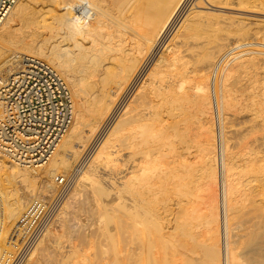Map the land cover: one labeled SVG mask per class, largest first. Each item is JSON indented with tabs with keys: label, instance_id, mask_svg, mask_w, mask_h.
<instances>
[{
	"label": "bare ground",
	"instance_id": "bare-ground-1",
	"mask_svg": "<svg viewBox=\"0 0 264 264\" xmlns=\"http://www.w3.org/2000/svg\"><path fill=\"white\" fill-rule=\"evenodd\" d=\"M24 1L19 0L16 3L0 28V60L6 56L7 51H11L7 45L16 48L12 49L13 51L23 52L13 53L8 58L24 53L31 57L46 58L60 69H57L59 72L64 73L60 72L66 76L65 79L80 102L72 130L63 136L46 164L32 168L0 155V176L11 181V184L6 185L11 194L10 199L12 196L17 198V201L5 198L9 205L5 206L10 210L9 201L13 200L11 204L14 206L16 202V209L20 207V210H23L18 225L23 223L35 200L43 196L53 199L58 195L65 183L63 181L61 186L62 181L58 176L66 178L67 175L62 169L71 170L72 155L81 154L87 142L96 132L98 134L105 120L113 118V123L109 124L111 126L109 130L106 129V135L97 143L98 146L90 160L87 163L83 161L85 164L80 169L77 182L72 183L73 186H69L70 190H67L58 219L52 224L49 235L35 248L29 261L35 259V262L41 264H58L60 257L58 255L55 258L57 247L55 249L52 243L54 240L55 245L65 246L68 243L70 246L69 249H64L65 258L60 264H65V259L70 255L75 257L74 264H264V86L259 88L250 82L258 89L247 93L250 85L245 86L240 95L238 91V96L235 89L239 84L235 83L238 87L233 84L234 87L230 88V79L236 78L233 75L250 63L257 65L256 60L259 59L253 56L245 57L247 49L239 50L236 54L238 56L233 59L236 62L231 64L222 85L219 82L216 85V107L208 72L212 67L206 66L215 65L214 59L223 53L222 48L226 46L221 47L222 44L216 41L220 45L212 52L206 47L208 44H191L192 39L198 42L197 37L201 38L202 33L212 25L217 26V29H222L224 24L233 28L235 26L234 19L229 22L227 17L225 19V16H222L221 19L225 22L219 21L217 17L220 19V15L215 17L214 13L212 15L207 12L209 5H222L224 8V5L228 7L233 3V7H230L233 10L242 8L246 9V12L260 11L264 10V0H192L188 10H185V15L181 13L183 17H180L181 20L177 24L175 21L178 12L187 0H134L136 6L134 5L126 17L121 16L122 11L118 13L119 11L112 10L106 0H59L60 7L56 16L73 43L70 45L62 44L64 40L54 41L50 51L44 43L40 44L37 35L34 38H29L26 34V37H20L19 30L12 24L17 21L15 17L27 19L25 17L32 16L29 15L32 13L29 7L31 4ZM130 1L133 0H113V4L122 7L125 3L127 6ZM55 4L56 2L53 5ZM227 7L225 9H228ZM81 12H87V19L82 18ZM111 12L114 15L112 22L106 20ZM174 23L176 26L173 28L175 30L171 39L164 38L168 40L166 55L154 62L155 65L139 86L137 78L142 72L144 59L158 51L159 42L165 41L160 40ZM225 29L224 31L227 30ZM245 34L241 36L244 37ZM72 44L75 47H72ZM249 50L247 52H250ZM191 61L192 64L196 61L198 66V62H202L200 70L196 64L191 68ZM195 69H198L200 74ZM110 77L114 79L113 84L109 83ZM86 78L92 79H89L92 85L87 82L88 89L91 88V94L93 93L90 96L85 94ZM248 81L246 80V83ZM136 84L138 87L135 88L133 100L130 103L126 101L129 104L125 107L120 104L124 109L116 108L121 97ZM240 86L243 87L242 84ZM231 89H234V95ZM189 102L195 106L193 110L198 125L188 129L191 145L188 146L187 156L180 161L164 160V155L158 150L160 148H156L157 152L153 148L168 140L170 130L178 131L180 121L186 123L188 118L186 121L171 120V123L167 120L172 110ZM231 107H239V110L244 108L246 111L249 109L254 115L253 120L250 118V125L254 122L249 126L250 129H241L245 133L241 137L243 140L236 139L238 143H234L236 147L240 145L241 149L237 152L233 151V141L230 142L227 130L225 131L227 121L223 124L224 131L222 125L220 126L218 142L215 127L213 128V120L216 117L212 115L217 112L220 119L221 111L226 118V111L230 113ZM241 112L239 116L243 114ZM164 113L168 114V118ZM243 126L241 128L246 127ZM238 127L233 130L238 131ZM125 149L129 151L124 156L122 152ZM221 167L224 191L221 189L219 194L220 187L222 188L219 171ZM206 188H209L210 192H207L214 206L212 209L208 208L209 213L203 209L206 205ZM83 190L87 192L86 195H83ZM81 195L86 198L81 199ZM222 198L224 207L221 205ZM168 200L173 203L175 201L177 208L179 207L175 210L176 213L174 212V219L168 218L170 208H163L162 211L160 207L162 202L167 203ZM220 208L224 211H220ZM6 222L4 221L3 230L0 231V241L6 240L7 237ZM78 231L82 236L79 241L76 240L80 237L78 235V238L74 239V232L78 234ZM74 234L75 242L82 240L83 247L80 248V243L76 245L71 240ZM64 235L69 241L68 238L66 240L62 237ZM96 238H100V241L97 242ZM62 240L65 244L60 242ZM96 242L101 246H98L100 251L97 253ZM5 251L8 252L0 248V253H6ZM42 258L44 262H40ZM70 258L67 261H72ZM31 261L28 264H31Z\"/></svg>",
	"mask_w": 264,
	"mask_h": 264
},
{
	"label": "rangeland",
	"instance_id": "rangeland-1",
	"mask_svg": "<svg viewBox=\"0 0 264 264\" xmlns=\"http://www.w3.org/2000/svg\"><path fill=\"white\" fill-rule=\"evenodd\" d=\"M50 1V0H49ZM56 2V4L58 3V1L59 0H51L50 2H48L47 0H32L31 2H28V0H25L24 2L25 3H30L31 5L29 6L30 7V12L32 11V13L31 14H29V15H32V16H30V17H25V18H27V19H24V17H21V18H19V16L18 17H15V18H17V19H15V20H17V21H14L12 24L13 25H15V28H17V30H19V34L18 33H16V34H18L20 37H26V35H27V37H29V38H34V37H36V35H37V37H38V40L40 41V44L41 43H44L45 45H46V48H47V50H51L52 48V45H54L55 44V42L54 41H63L64 43H62V44H65V43H67V44H70L71 45V42L73 41L72 39V41L71 40H69L70 39V37H69V34L67 33V31L62 27V25H61V23H60V21H59V19L57 18V16H56V14H58L57 12H58V8L60 7V6H58L59 5V3L57 4V7H56V4L55 5H53L55 2ZM108 1H109V3H108ZM106 0L105 2L107 3V5L109 4V6H110V8L112 9V10H114V11H119L118 13H120L121 11V16L122 17H126L129 13H130V11L133 9V7H135L136 5H135V1L133 0V1H130V3H128L127 2V6L124 4L122 7H123V10H122V7L121 6H116V5H114L113 4V0ZM110 1H112V3L110 2ZM125 1H127V0H125ZM129 1V0H128ZM189 1H191L190 3H189ZM193 1L192 0H187V1H185V3L183 4V7H181V9L179 10V12H178V17L176 18L177 19V21H175V23L177 24L180 20H181V18L185 15V12L188 10V8H189V6L191 5V3H192ZM24 3V4H25ZM52 4V5H50V4ZM122 4H123V1L121 2ZM121 4V5H122ZM233 3H230V6L228 5V7L227 6H225L224 5V8H222L223 6L222 5H218V7H213V6H210L209 4V7H208V9H206V11L207 12H211L210 14H212V13H214V14H212V15H214L215 17H217V16H219L220 15V19H219V17H217V19L220 21V20H222L221 19V17L222 16H225V19H226V17H227V19L229 20V22H230V19H234L235 20V22L236 23H238V24H236L235 23V26L236 27H238V28H235V26H234V28L232 27V26H228V25H226V24H224V26H223V28L221 29V28H219L218 27V29H217V26H215L216 27V29H214L215 27H213L214 25H212L211 27H213V29L211 28V27H208V29L205 31L206 33H207V35H206V33L204 32V33H202V35H201V38H200V36H198L197 38H199V40H198V42L197 41H194V39H192L191 40V44L192 45H195V46H197L199 43L201 44V46L203 45L204 46V44L206 45V44H210V42H211V44L208 46V45H206V47L207 48H209L210 49V51L212 50V52L214 51H216L218 48L216 47V46H218V45H220L219 43H221L222 44V46L221 47H224V46H226V47H224V48H222V52L223 53H221V55H219L218 57L216 56V58L217 59H214V61H215V65H208L207 64V68L209 67V66H211L212 68H210V70L208 69V72H209V75H210V82H211V86H213L212 87V90L213 89H215L216 88V85L218 84V82L222 85V83H223V81H224V79H225V75L227 74V72H228V69L230 68V66H232L235 62H236V60H233V59H235V57H237L238 55H236V54H238L240 51L239 50H246V56L245 57H255V58H257V59H259V60H256L257 61V63L259 64V63H261V64H257V65H255V64H252V63H250V64H248L247 65V67L245 68V69H243V70H240V71H238V72H236L233 76H235L236 78H234V80H233V77L230 79V86H232L233 84H234V86H236V87H238V88H236L235 90H237L236 91V93H237V96H238V93H239V95L242 93V90L245 88V86L247 87V86H251L253 83L255 84V85H258V87L260 88V87H263L264 86V55H262V54H264V10H258V11H251V10H247V12L245 11L246 9H239V10H237V9H231L230 7H233V5H232ZM112 5V6H111ZM118 5H120V4H118ZM135 5V6H134ZM187 5V6H186ZM113 6L115 7V8H113ZM54 7V8H53ZM120 7V8H119ZM125 7H126V9H125ZM225 7H227L228 9H225ZM49 8V9H48ZM218 8V9H217ZM187 9V10H186ZM215 9V10H214ZM183 10H184V12H183ZM186 10V11H185ZM197 10H201V9H197ZM221 10V11H220ZM242 10V11H241ZM36 11V12H35ZM44 11V12H43ZM56 11V12H55ZM223 11V12H222ZM229 11V12H228ZM40 12V13H39ZM35 13V14H34ZM183 14V16H182V14ZM234 13H235V15H234ZM37 14V15H36ZM179 14H180V16H179ZM217 14V15H216ZM34 15V16H33ZM112 17H111V16ZM239 15V16H238ZM110 16V18H108ZM109 16L108 17H106V20H108V21H110V22H112V20H114V18H113V13L111 12V13H109ZM232 16V17H231ZM181 17V18H180ZM234 17V18H233ZM23 18V19H22ZM29 18V19H28ZM178 18H180V19H178ZM214 18V17H213ZM223 18V17H222ZM237 18V19H236ZM21 19V20H20ZM36 20V22H35V20ZM175 19V20H176ZM216 18H214V20H215ZM217 19H216V21H217ZM240 19V21L238 22V20ZM25 20H26V22H25ZM241 20L242 21H244V22H241ZM19 21H21V22H19ZM33 21V22H32ZM223 22H225L224 20H222ZM221 21V22H222ZM227 21V20H226ZM17 22V23H16ZM222 22V23H223ZM241 22V23H240ZM175 23L173 24V25H171L170 27H169V30H167L166 32L167 33H165L164 34V36L162 37V39L160 40V41H162L164 38H166V39H168V40H170L171 39V36L174 34V31L173 30H175V29H173V28H175ZM226 23H228V21L226 22ZM250 23V24H249ZM241 24H244V25H242L241 26ZM238 25H240V26H238ZM251 25V26H250ZM173 26V27H172ZM226 26H228V28L230 29V30H228V28L226 27ZM172 27V28H171ZM232 27V28H231ZM242 27V28H241ZM59 30H58V29ZM61 28H62V30H61ZM224 28H226L225 30L226 31H224ZM172 29V30H171ZM221 31H223V32H221ZM247 31H245V30ZM259 29V30H258ZM43 30V31H42ZM55 30H57V31H55ZM212 30V31H211ZM216 32H215V31ZM218 30V31H217ZM241 30V31H240ZM58 31H60V32H58ZM65 31H66V35H64V33H65ZM220 31V32H219ZM245 31V32H244ZM248 31H250V32H248ZM18 32V31H17ZM25 32V33H24ZM56 32V33H55ZM58 32V33H57ZM209 32V33H208ZM219 32V33H218ZM229 32V33H228ZM244 32V33H243ZM262 32V33H261ZM169 33V34H168ZM216 33V34H215ZM218 33V34H217ZM246 33V34H245ZM23 34V35H22ZM24 34H26L25 36H24ZM57 34V35H56ZM62 36H61V35ZM239 36H238V35ZM242 34H245V36L244 37H242L241 35ZM258 34V35H257ZM260 34V35H259ZM206 35V36H205ZM61 36V37H60ZM203 36V37H202ZM205 36V37H204ZM229 36V37H228ZM56 37V38H55ZM246 37V38H245ZM255 37V38H254ZM47 38V39H46ZM197 38L195 39V40H197ZM166 39H164L165 41H162V42H159V47H158V51H156L155 53H152V54H150L149 56H147L144 60V62H143V67H142V72L139 74V76H138V81H137V84L139 85H141L142 84V82H143V80L145 81V77H147V74L149 73L148 71L153 67V65H155V63H156V61H158V59L159 58H162V56H164V54L166 55V53H167V44H168V40H166ZM201 39V40H200ZM204 39V40H203ZM239 39V40H238ZM245 39H246V41H245ZM48 40V41H47ZM206 40V41H205ZM47 41V42H46ZM70 41V42H69ZM201 41H202V43H201ZM216 41L217 42H219V43H216ZM256 41V42H255ZM50 42V43H49ZM194 42V43H193ZM196 42V43H195ZM243 42V43H242ZM246 42V43H245ZM260 42V43H259ZM51 43H54V44H51ZM73 43V42H72ZM199 44V45H200ZM256 44H258V45H256ZM212 45V46H211ZM263 45V46H262ZM74 46V44H72V47ZM236 46V47H235ZM75 47V46H74ZM160 47H162V49L160 48ZM214 47V48H213ZM215 47H216V50H215ZM219 47V46H218ZM232 47V48H231ZM247 47V48H246ZM250 47V48H249ZM7 48H9V49H11V51L10 52H8L7 51V54H6V56L3 58V59H1L0 60V63L2 62V61H4V60H6L10 55H12L13 53H23L22 51H20V50H17V51H13V50H16V48H11V46L10 45H7ZM245 48V49H244ZM250 50H249V49ZM13 49V50H12ZM71 49V48H70ZM234 50V51H233ZM250 51V52H247V51ZM262 50V51H261ZM237 51V52H236ZM253 51V52H252ZM70 52H72V51H70ZM230 54H229V53ZM263 52V53H262ZM158 53H160L159 55H158ZM250 53V54H249ZM252 53V54H251ZM25 54V53H24ZM258 54V55H257ZM261 54V55H260ZM151 56V57H150ZM258 56V57H257ZM37 57H39V56H37ZM220 57V58H219ZM155 58V59H154ZM263 58V59H262ZM39 59H42V60H45V61H47V62H49L51 65H53L49 60H47L46 58H42V57H39ZM148 59V60H147ZM153 61H152V60ZM230 59V60H229ZM232 59V60H231ZM151 62H150V61ZM155 60V61H154ZM260 60H262V61H260ZM232 61H234V62H232ZM238 61V60H237ZM155 62V63H154ZM194 62V61H193ZM198 62V61H197ZM145 63V64H144ZM147 63V64H146ZM200 63V65H201V63L202 62H198V64ZM220 63V64H219ZM222 63V64H221ZM149 64V65H148ZM196 64V67L198 66L197 65V63H196V61L194 62V64H192V61H191V63L189 64V66L192 68H194L195 66H193V65H195ZM232 64V65H231ZM200 65L197 67L199 70H200ZM222 65V66H221ZM254 65V66H253ZM55 68L57 67L56 65H53ZM202 66V65H201ZM148 69H147V68ZM145 68V69H144ZM207 68H206V70H207ZM250 68H251V70H250ZM56 69H58V70H60L58 67L56 68ZM197 69V70H198ZM219 69V70H218ZM258 69V70H257ZM196 69H195V71H197ZM198 70V74H200V71ZM212 70V71H211ZM255 70V71H254ZM243 71V72H242ZM244 71H248V72H244ZM61 73H63L62 71H60ZM242 73V74H241ZM247 73V74H246ZM257 73V74H256ZM64 74V73H63ZM146 76H145V75ZM251 74V75H250ZM253 74V75H252ZM262 76H261V75ZM143 75V76H142ZM245 75H247L248 76V78H251V79H247L246 78V76H245V78H246V80H249L247 83H246V80H245V78H244V76ZM261 77H260V76ZM110 76V75H109ZM114 76V75H113ZM113 76H111V77H113ZM238 76V77H237ZM258 78H257V77ZM66 77V76H65ZM110 77V81H109V83H111V84H113V81L112 80H114L115 79V77H113V78H111ZM142 77H143V79H142ZM217 77V78H216ZM255 77V78H254ZM140 78L142 79V80H140ZM145 78V79H144ZM224 78V79H223ZM243 78H244V80H243ZM253 78V79H252ZM258 79V81H257V79ZM90 80H92L91 78H89ZM88 78H86V84H85V89L87 90L88 89V87L89 86H87V82H88V85H92V83H91V81L89 80ZM217 79V80H216ZM240 79H241V82H240ZM255 79V80H254ZM216 80V81H215ZM220 80V81H219ZM231 80H233V82L231 81ZM237 80H239V81H237ZM263 80V81H262ZM141 81V82H140ZM255 81H256V83H255ZM89 82H90V84H89ZM115 82V81H114ZM239 82V83H238ZM252 84H251V83ZM259 82V83H258ZM238 85H236V84ZM244 83V84H243ZM136 84V86L129 92L128 91V93L126 92L124 95H123V97H121V101L119 102V104L117 105V107L116 108H119L120 110L121 109H124L123 107H125L126 105H128L132 100H133V97L135 96V94H136V89L135 88H137L138 87V85ZM214 84V85H213ZM243 85V87L242 86H240V85ZM259 84H261V85H259ZM263 84V85H262ZM139 85V86H140ZM255 85H254V87H253V85L250 87H248V90H247V93H253L252 91H254V90H257L258 89V87L256 86L255 87ZM70 86V85H69ZM234 86H232V87H230V88H233ZM71 87V86H70ZM91 87V86H90ZM253 87V88H252ZM242 88V89H241ZM251 90H250V89ZM254 88H256V89H254ZM91 88H89L88 89V91H86L85 90V94L86 95H93V93L91 94V90H90ZM241 91H240V90ZM71 90H72V94H73V98H74V102H75V120H74V123H73V125H72V127L70 128V130L68 131V132H70L71 130H72V128H73V126H74V124H75V121H76V116H77V114H78V111H79V107H78V105H79V99H77V97H76V95H75V93L73 92V89H72V87H71ZM217 90V89H216ZM232 91L231 92H233V94L232 95H234L235 94V91H233L234 89H231ZM239 91V92H238ZM133 92H135V93H133ZM89 93V94H88ZM134 94V95H133ZM128 95V96H127ZM131 95V96H130ZM127 97V98H126ZM132 97V98H131ZM92 98V97H91ZM131 98V99H130ZM125 99V100H124ZM130 100V101H129ZM129 102L128 104H127V102ZM120 104L123 106V107H121L120 106ZM125 104V105H124ZM234 107H237L236 105H233ZM194 105L193 104H191L190 102L189 103H184L183 105H181V106H179L177 109H175L174 111L172 110L171 112H170V114H169V116H168V114L166 113V115H165V113H164V116H166V118H168L169 120H167V122L168 123H171L172 121L171 120H173V122H177V121H180L181 119H185V121H186V119L188 118V120L186 121V123H183L182 121H180L179 122V126H178V131H175V130H170V136H169V138H168V140L164 143V144H161V145H155L154 146V150H156L155 152H157L158 150L159 151H161L162 152V154L164 155L163 156V158H164V160H169V161H171V160H173V159H177L178 161H180V160H182V158H184V156H187V152L189 151V149H188V146H190L191 145V140H190V137H189V135H190V133L188 132V129L189 128H193V127H197V125H198V123H197V119H196V114L194 113ZM234 107H231L232 109H235L236 111L238 110V112L240 111H242L243 112V114H242V112H241V116H239V114H240V112L238 113V112H236L235 110L234 111H232V109H230L231 111H230V113L232 114V116H231V114L230 113H228L227 111H226V118H225V116H223L224 114H223V112H221L220 111V119H219V117H218V115L217 114H215V115H212V116H215L216 117V119L214 118V120H213V128H214V131H216L217 132V134H216V132H215V136H216V139H217V142H218V139H219V135H220V126L222 127V131H224V129H223V124H224V122L225 121H227L226 122V124L225 125H227L226 126V128H225V131L227 130V137L229 138V140H230V142L231 141H233V142H231V144H232V146H233V151H235V152H237V151H239V149H241V148H239L240 147V142H239V147H236L235 146V144H236V142L238 143V141L241 139V137H243V134H245V133H243L242 131L243 130H241V129H244V131H246L247 129H250V127L253 125V123L250 125V122H252L251 121V119L253 120V118L252 117H254V115H253V112L252 111H250L249 109H247V111H246V109H240L239 110V107H238V109H236V108H234ZM77 108H78V110H77ZM183 108H184V110H183ZM187 108V109H186ZM186 109V110H185ZM178 110V111H177ZM183 110V111H182ZM244 110V111H243ZM181 111V112H180ZM189 111V112H188ZM229 111V110H228ZM246 111V112H245ZM250 111V112H249ZM236 113V116H234L235 115V113ZM178 113V114H177ZM184 113V114H183ZM237 113H238V115H237ZM177 114V115H176ZM181 114V115H180ZM186 114H188V115H186ZM246 114V115H245ZM251 115V116H250ZM168 116V117H167ZM171 116V117H170ZM249 116V117H248ZM227 117H230V118H232V119H229V118H227ZM233 117H234V119L235 120H233ZM240 117V118H239ZM111 118V117H110ZM179 118V119H178ZM237 118V119H236ZM251 118V119H250ZM224 119H226V120H224ZM112 120V121H111ZM230 122H229V121ZM221 121V122H220ZM236 121V122H235ZM248 121V122H247ZM111 122V123H110ZM234 124H233V123ZM239 122V123H238ZM245 122H246V124H245ZM104 123H105V125H104ZM102 125L103 126H101L100 128L101 129H99V131H98V134H97V132H96V134H94L95 136H93L92 137V139H90L88 142H87V144H86V147L84 148V150L81 152V154H78V155H72V159L73 160H71V165H70V169L71 170H69V168L66 170V169H62L67 175H66V177H68V180L70 181V184H69V186H70V188L73 186V184L74 183H76L77 182V179H78V174H79V172H80V169H82V166H84V164L85 163H87L88 162V160H90V158L92 157V155H93V153L95 152V150H96V147L98 146V144L97 143H99V140L100 139H102L105 135H106V132L109 130V128H110V126L111 125H109V124H112L113 123V118H111V119H107V120H105V122H104ZM108 123V124H107ZM182 124V125H181ZM216 124V125H215ZM229 124V125H228ZM233 124V125H232ZM237 124V125H236ZM215 125V126H214ZM243 127H245V128H241L242 126ZM248 125V126H247ZM109 126V127H108ZM193 126V127H192ZM217 126V127H216ZM230 126V127H229ZM237 126H239L238 127V129L240 130V132H239V130L237 131V130H233V129H237ZM250 126V127H249ZM103 127H105V128H103ZM228 127V128H227ZM233 127V128H232ZM236 127V128H235ZM248 127V128H247ZM104 129V131L102 132L101 130H103ZM106 129H108V130H106ZM171 129V128H170ZM246 129V130H245ZM234 131V132H233ZM237 131V132H236ZM229 132V133H228ZM242 132V136L241 135H239L240 133ZM100 133V134H99ZM104 133V134H103ZM247 133V132H246ZM174 134V135H173ZM219 134V135H218ZM236 134V135H235ZM103 135V136H102ZM235 136V137H234ZM99 137V138H98ZM240 137V138H239ZM189 138V139H188ZM231 138V139H230ZM97 139V140H96ZM238 141H237V140ZM241 140H243V139H241ZM235 141V142H234ZM176 142V143H175ZM178 142V143H177ZM235 143V144H234ZM179 144V145H178ZM90 145H91V147H90ZM161 146H163V147H161ZM180 146V147H179ZM186 146V147H185ZM156 148H160V149H156ZM178 148V149H177ZM183 150H182V149ZM238 150H237V149ZM82 149V148H81ZM88 151H87V150ZM236 149V150H235ZM87 152H86V151ZM168 150V151H167ZM125 151H126V149H125ZM125 151H123L122 153H124V156H125V154H127V152L129 151V150H127L126 151V153H125ZM164 151V152H163ZM184 151V153H182ZM86 152V153H85ZM224 153V152H223ZM87 154V155H86ZM186 154V155H185ZM91 155V156H90ZM172 155V156H171ZM76 156V157H75ZM78 156V157H77ZM86 157L87 158H89V159H86ZM76 158V159H75ZM1 159V158H0ZM83 162V164H81L80 162ZM75 162V163H74ZM75 164V165H74ZM73 166H74V168H73ZM67 171V172H66ZM220 180H221V184H222V188L220 187V191H219V194H221V189H222V191H224V189H223V167H221L220 168ZM76 172V173H75ZM69 173V174H68ZM73 173V174H72ZM71 177V178H70ZM8 180V179H7ZM6 179H4L2 176H0V223H1V225H0V228H1V232H2V230H3V227H2V225L4 224V221L6 222L7 221V219H8V221L6 222V228H5V231H7V232H5V233H7L6 234V240H2V241H0V245H1V249H3V250H11L10 248V246H9V244L7 243V241H9V239H10V235H11V233H12V231L15 229V226H18V221H19V217L21 218V216H22V213H23V210H22V208H21V210H20V207L18 208V209H16L18 206L16 205V202H14V206L12 205L13 204V200H12V202H10L11 201V199H15L16 201H17V198L15 197L14 198V196H12V198L10 199V197H11V194H10V192L8 191V188H7V184H11L10 182L11 181H7ZM10 180V179H9ZM249 180H251V179H249ZM73 181V182H72ZM2 183V184H1ZM62 183L63 182H61L60 184H61V186H62ZM73 183V184H72ZM78 184H80V183H78ZM70 188H69V190H70ZM207 189V188H206ZM68 190V191H69ZM210 190H211V188H210ZM67 191V192H68ZM207 191H209V188L205 191V195H204V199L206 200V202H205V207L203 208L204 209V211L207 213H209V211H207V210H209V209H212L214 206H213V204L211 203V202H213V200L211 199V197L209 196V194H208V192ZM66 192V193H67ZM210 192V191H209ZM83 195H86V193L87 192H85L84 190H83ZM85 193V194H84ZM208 194V195H207ZM83 195H81V199H83V198H86V196L85 197H83ZM223 195V194H222ZM207 196H209V197H207ZM83 197V198H82ZM206 197V198H205ZM5 198L7 199V198H9V203H10V210H9V207H6L5 205L7 204V206H9L8 205V203H7V201L5 200ZM164 198H165V196H164ZM208 198V199H207ZM209 198L212 200H209ZM123 199V198H122ZM166 199V198H165ZM3 200H4V203H3ZM208 201V202H207ZM209 201H210V203H209ZM3 203V204H2ZM12 203V204H11ZM171 203H173V201H167V203L165 202V203H161L162 205L160 206L161 208H162V211L164 210V209H168V208H170L169 209V213H167V215H168V218H173V216H174V214L176 213V211H177V209L179 208H177V206H176V202L174 201V203L173 204H171ZM209 203V204H208ZM171 204V205H170ZM208 204V205H207ZM11 205H12V207H11ZM169 207H168V206ZM221 205H222V207H224V199L222 198V201H221ZM16 206V207H15ZM164 206V207H163ZM176 206V207H175ZM166 207V208H165ZM210 207V208H209ZM212 207V208H211ZM8 208V209H7ZM164 208V209H163ZM172 208H173V210H172ZM206 208V209H205ZM209 208V209H208ZM6 209V210H5ZM9 210V211H8ZM16 210H18V211H16ZM176 210V211H175ZM7 211V212H6ZM15 211V212H14ZM203 211V212H204ZM220 211H224V209H222V208H220ZM6 212V213H5ZM9 212V213H8ZM20 212V213H19ZM175 212V213H174ZM204 212V213H205ZM15 215H14V214ZM6 214H7V216H6ZM10 214V215H9ZM14 216H13V215ZM11 215H12V219H11ZM10 216V217H9ZM80 217L82 218V219H84L83 218V216L82 215H80ZM85 217V216H84ZM16 218V219H15ZM174 219V218H173ZM8 223H9V225H8ZM173 223V222H172ZM248 225H250V224H248ZM11 228V229H7V228ZM10 232V233H9ZM9 233V234H8ZM75 234H76V237H75V234L73 235V236H71L72 238H71V240L73 241V242H75V240L74 239H76V238H78V236H80L79 234H81L79 231H78V234L76 233V232H74ZM49 235V234H48ZM47 235V236H48ZM78 235V236H77ZM65 237H66V235H64ZM64 236H62L64 239H66L67 240V238L68 237H64ZM61 237V238H62ZM75 237V238H74ZM82 236H80L78 239H76L77 241H79L80 239H82L81 238ZM8 238V239H7ZM74 238V239H73ZM63 239V240H64ZM100 239V238H99ZM99 239H97L96 238V240H97V242L98 241H100ZM63 240L62 241H60L62 244L65 242V243H67L65 240H64V242H63ZM53 242V244H54V246H55V249H56V247H57V250H55V252L57 253H55L54 252V254L55 255H57V256H55V258L56 257H58V255H59V257L60 258H58L59 259V262H62L64 259L63 258H65L64 257V253H65V250H67V249H69L70 248V246H68L69 244L67 243L65 246L64 245H58V244H56L55 245V242H54V240H52ZM68 241H69V238H68ZM75 242V244L77 245V243L78 242ZM3 242V244H1ZM81 242H83L82 240H81ZM81 242H79L80 244H81V246H80V244H79V247L81 248V247H83V243H81ZM96 242V244H97V246H96V249H95V253H97V252H99L100 251V249H99V247L101 248V246H100V244L98 245V243ZM5 243V244H4ZM64 243V244H65ZM100 243V242H99ZM99 246V247H98ZM4 247V248H3ZM62 249H61V248ZM58 249L61 251H58ZM65 249V250H64ZM99 250V251H98ZM6 252V251H5ZM61 254H60V253ZM63 254V255H62ZM71 257V255L68 257V259H65V261H64V263L65 264H72L74 261L73 260H75V257H74V255H72V257ZM69 258L70 259H72V261L70 260V261H67V260H69ZM63 259V260H62ZM34 261H31L32 263L31 264H33V262H35V259H33ZM30 261H29V263H30ZM43 261V258H42V260L40 261V262H42ZM67 261V262H66ZM44 262V261H43ZM58 262V264H60ZM41 264V263H39V262H35V264ZM28 264V263H27ZM74 264V263H73Z\"/></svg>",
	"mask_w": 264,
	"mask_h": 264
},
{
	"label": "built area",
	"instance_id": "built-area-1",
	"mask_svg": "<svg viewBox=\"0 0 264 264\" xmlns=\"http://www.w3.org/2000/svg\"><path fill=\"white\" fill-rule=\"evenodd\" d=\"M18 1L0 0V28ZM86 13L81 12L82 18L87 19ZM213 96L217 107L215 89ZM74 120L72 90L53 65L24 54L0 63V155L32 168L41 167ZM58 178L65 181L63 189L53 199L43 196L34 201L23 223L11 233V250L0 253V264H27L47 237L63 208L70 183L68 177Z\"/></svg>",
	"mask_w": 264,
	"mask_h": 264
}]
</instances>
